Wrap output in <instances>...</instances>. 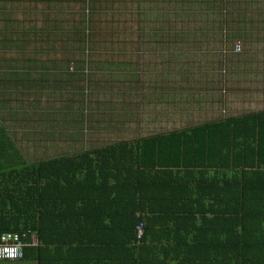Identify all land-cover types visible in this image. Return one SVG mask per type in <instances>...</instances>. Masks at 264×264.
I'll return each mask as SVG.
<instances>
[{"label":"trees","instance_id":"1","mask_svg":"<svg viewBox=\"0 0 264 264\" xmlns=\"http://www.w3.org/2000/svg\"><path fill=\"white\" fill-rule=\"evenodd\" d=\"M31 1L34 6L37 2L49 9L74 3L78 5V10L62 16L59 27L49 25L50 30L39 28L30 32L21 31V26L9 27L7 20L14 21L15 18L10 11L5 12L9 14L4 18L6 29L1 30L0 50L2 47L4 51L21 49L25 52L30 45L36 56L41 52L36 42L44 46L47 41L52 42L56 36L62 35L69 45L67 61L72 69L87 74L79 70V66L92 56L86 37L92 31L91 24L98 11L97 2L114 0ZM148 1H130V6H136L138 10L135 18L139 35H148L147 26L156 28L162 19H167L159 9L142 8ZM248 1L258 3V0ZM3 2L20 3L19 0H0V9H4ZM228 3L229 0H174L179 11L190 9L201 12L206 27H210V19L216 22L214 27L218 32L224 28L229 31L227 27L230 26L236 29L229 32L232 38L245 39L247 27L250 26L251 31L254 22L244 17L235 18L233 11L229 14ZM17 4L13 3L12 7ZM232 6L234 11L245 7L241 0L232 2ZM259 17L264 19V16ZM211 32L208 29L207 34ZM150 34H153V40L163 43V38L158 36L159 31ZM229 34L224 37V44H227ZM216 35L220 36L219 33ZM80 48H85L81 54L75 51ZM178 48L176 45L171 49L170 55H174ZM122 53L128 55L127 51ZM97 64L102 69V65ZM106 65L107 68L103 67L107 70L104 76L107 78L106 87H97L90 93L92 96L86 90V94L81 95V90L78 92L80 118L74 123L80 131L83 129L82 121L86 122L91 117L94 119L89 122L93 123L100 116L96 123L102 121L105 124L103 116L111 119L117 116L118 123L123 126L136 120L131 109L138 107L139 100L135 95L141 93L142 84L130 82L132 72L119 71L121 62L116 57L106 61ZM33 68L34 65L29 63L25 70L15 75L14 82L21 74L19 85L28 88L27 75ZM151 70L144 75L146 81L149 79L148 83L154 84L160 78L162 85L159 88L166 83L173 84L172 90H168L165 96L157 97L158 102L168 101L169 96H179L175 88L182 81L177 80L182 78L181 74L162 71L160 76L155 75L158 79L153 80L150 77L155 70ZM119 76L124 79L118 80ZM126 82L133 90L121 86ZM113 94L118 95L117 99H112ZM146 96L139 97L146 99ZM90 100L93 105L87 109ZM0 106L5 107L2 103ZM29 109L25 111L21 106L18 122L25 121L22 116L26 120L30 118L27 114ZM96 112L97 116H91ZM137 125L130 130V134L131 131L140 132L139 128H135ZM144 134L135 138L130 135L129 139L101 144L85 151L39 158L30 164L23 156L19 167L14 165L11 171L2 170L0 180L14 176L15 184L12 188L0 181V234L18 233L25 246L20 260L0 262H29L23 259L33 258L37 264H51L54 260H47L51 245L95 242L109 246L107 260H101L106 264H264V109L189 128ZM124 136L125 133L120 135ZM1 148L0 139V164L3 163ZM93 174L96 176L94 179L91 178ZM109 181L112 185L108 186ZM94 194H97L96 202L104 208V221L88 210H79L80 205ZM202 195L216 201L215 218L206 220L204 233L198 231L195 235L197 241L191 245L184 241L178 245L179 231L175 233L178 241L161 248L164 258L156 256L152 249L156 250L157 243L161 242L159 232L155 231L157 220L163 217L179 219L194 203L203 205L199 200L204 198ZM99 222L101 238L94 239L91 232ZM140 223H143L144 233L138 243L135 228ZM181 225L183 229L184 222ZM79 229L85 232H77ZM33 237L37 240L35 245L32 244ZM56 256H61L60 250H56Z\"/></svg>","mask_w":264,"mask_h":264},{"label":"rangeland","instance_id":"2","mask_svg":"<svg viewBox=\"0 0 264 264\" xmlns=\"http://www.w3.org/2000/svg\"><path fill=\"white\" fill-rule=\"evenodd\" d=\"M130 1L97 2L98 11L91 24L92 31L86 37V43L91 45L88 51L92 53V56L84 59L85 61H82L79 66V70H84L85 73L93 74V76L83 75L76 69H72L67 61L69 45L64 42L62 35L56 36L51 40L52 42L47 41L44 46L36 42L38 49L41 50L36 56L33 55L30 45L25 52L21 49L4 51L1 47L0 69L15 65L14 69L20 72L25 70L29 63L34 65L30 86L27 88L20 85L16 95L23 110L26 111L30 107L28 111L31 112H27L30 115L28 120L22 116L25 121L18 122L17 131L19 138L30 140L31 146L36 147L37 159L52 158L55 155L58 157L72 151L129 139L130 135L135 138L143 136L144 133V135L164 133L170 129H184L203 122L224 120L229 114L240 116L264 109V96L258 99V102H254V105L244 101L230 109L228 104L236 95L238 88L243 90L240 93L244 95L245 92L254 90L257 93L264 92V19L259 17L264 16V0H258L257 4L241 0L245 7L242 6L238 11H234L232 6V2L236 0H229V14L233 11L235 18L244 17L245 20L254 22L251 31L250 26L247 27L245 39L232 38L229 32H235L236 29L230 26L227 27L229 31L224 28L218 32V29L214 27L216 22L210 19V27H206V20L201 12L190 9L179 11L174 5V0L159 2L149 0L143 4L142 8L159 9L167 19H162L156 28L147 26L148 35H139L140 30L135 18L138 10L136 6H130ZM19 2L18 4L12 2L17 4L13 7L12 4L3 2L4 9H0V34L3 33L1 30L6 29L4 20L9 14L5 13L7 11H10L12 18H15L14 21L7 20L9 27L21 26V31L30 32L39 28L49 29V25L59 27L62 16L66 17L78 10V5L74 3L49 9L37 2L34 6L31 0H19ZM207 14L210 15L209 12ZM208 29H211L213 33L207 34ZM154 31L160 32L164 46L162 42L151 38L153 34L150 33ZM218 33L220 36L216 35ZM226 34H229V37L227 44H224ZM176 45L177 48L180 46L176 51L173 50L174 55H170L171 49ZM84 49L75 51L81 54ZM123 51H127L128 55H123ZM178 55L184 58L181 59L177 57ZM112 57H116L121 62L119 71L123 69L124 73L125 70L127 74L133 73L130 81L132 84H142L141 93L135 95L139 100L138 107L131 109L136 120L127 122L126 126H117L114 117L110 120L106 115L103 116L105 124L102 121L100 124L96 123L100 116L93 123L89 122L91 118L94 119L91 117L86 122L82 121L83 129L80 131V127L74 123L80 118L78 92L81 90L82 95L86 94V90L90 94L96 91L97 87H106L107 78L104 76L107 70L103 67L107 68L106 61ZM167 57L174 58L166 61ZM97 63L102 65V69ZM157 66H164V73L170 70L182 76L177 78L182 81L175 89L183 96L180 99L169 96L165 107L154 106V104L159 103L157 97L165 96L168 90H172V82L159 88L162 83H148L144 78L146 72H152L151 69ZM10 72L12 73V70ZM161 72L162 69L156 68L155 75H160ZM123 79V76H119L118 80ZM152 79L157 78L152 77ZM121 86L124 87V85ZM127 86L128 89L133 90L129 82ZM192 86L195 90L191 91L198 96H188ZM0 92L5 94L3 99L13 97V93L6 91L5 88H0ZM146 95L149 96L148 99ZM139 96H146V99ZM111 97L115 100L118 95L113 94ZM226 97L229 100L225 102ZM197 101L198 105L194 107ZM92 105L90 100L87 103V109ZM218 110L220 116H217ZM97 114L98 112L91 116H97ZM136 123L138 125L135 128H139L141 133L131 131L130 134V130ZM123 133L125 136L120 137L119 134ZM9 263L20 264L0 262V264Z\"/></svg>","mask_w":264,"mask_h":264},{"label":"crops","instance_id":"3","mask_svg":"<svg viewBox=\"0 0 264 264\" xmlns=\"http://www.w3.org/2000/svg\"><path fill=\"white\" fill-rule=\"evenodd\" d=\"M165 60L169 61L170 59L166 58ZM14 67L15 65H8L6 66V68L0 69V88H5L6 91H10L11 94L13 93V97H11L12 101H10L9 97L8 99H3L5 97V94L3 92H0V104L2 103L5 105V107L0 106V109H1L0 110V139L2 140L1 152L3 156V163L0 164V169H1L0 174L2 170L4 169L11 171L14 165L19 167L23 156L27 157L28 159L27 163L29 164L38 161L36 158V153L38 152L36 150V147L33 148L31 146L32 144L30 140L28 139L24 140L18 137L17 125H18V121H19L20 113H21V110H20L21 103L20 102L18 103V100L16 98V95L18 92V90L16 89H20V85H19L20 83L18 82V79L21 74L19 75L18 78H15L16 82H14L13 78L15 77L17 73L22 72V70L18 72V70H15ZM163 67L164 66H160V67L157 66L156 68H160L163 71ZM156 68H153L155 72H153V75L150 78L152 77L157 78L156 76H154L156 73ZM10 70H12V73L10 72ZM6 76H8L9 78L6 79L5 78ZM24 76L26 75L24 74ZM30 78H31V73L27 75V79H29V84L31 82ZM159 80H158V83H159ZM147 82H149V79L147 80ZM155 82H157V80ZM178 86L176 87L178 88ZM194 86H192L189 89L188 96H198L197 94L193 92L195 90ZM124 87L129 88L127 86V82L124 84ZM241 91L243 90L241 88H238L236 95L231 98L230 102L228 103L230 105V109L233 107L235 108L237 105H239L240 103L244 101H247L248 104L254 105V102H258V99L264 96V92L257 93L255 90L249 93L245 92V95L244 93L243 94L240 93ZM178 92L179 91H177L176 94L179 96L175 97L174 99H180L183 96L181 93L178 94ZM228 100L229 98L226 97L225 102ZM248 100H250L251 102H249ZM166 102L167 101L159 102L156 105L154 104V106L165 107ZM128 104L129 102L127 103V106ZM197 105H198V101L194 104V107ZM109 110H111L110 107H109ZM105 112L107 113V111ZM217 116H220L219 110L217 111ZM116 117L117 116H114V119H116ZM230 117H235V116H233V114H229L227 118H230ZM118 122H119L118 119H116L115 124H117V126H121V124H119ZM203 124H206V123L203 122L202 124H199V125H203ZM172 130H176V129H170L169 131H172ZM89 149H92V148H88L85 150H89ZM85 150H81V151H85ZM78 151L80 150L72 151L70 153H76ZM48 158L49 157H45V159H48ZM94 177L96 176L93 174L91 178L94 179ZM14 180H15L14 176L12 177L9 176V177H4L0 181L8 183L13 188L15 184ZM107 185L108 186L112 185V181H109ZM78 196L80 195H77V197ZM202 196L204 198H199V200L201 203H203V205L200 206L194 203L191 206V208L188 211H186L182 215V217H180L179 219L175 220L174 218H171V217H163L157 220L155 231L159 232V237H160L161 242L157 243L158 248L156 250L155 248L152 249L156 256L159 255L160 257L164 258V254L161 248H167L166 247L167 245H173L176 241H178L179 237L176 236L175 233H179V231H180L179 234L181 236L180 237L181 239L179 238L178 245L182 243L183 241H184L183 243L191 245L197 241V237H195V235L198 231H202V233H204L203 231L205 230L203 229L206 226L204 225L206 220L210 221V218H215L214 210L216 208V201H214L213 198H211L210 196H207V195H202ZM96 198H97V194H94L91 198L85 200L80 205L79 210L80 209H82V211L88 210L91 214H93L94 216H97L98 218L104 221V216H105L104 208L102 209L101 205L96 202ZM166 219L169 221H167ZM182 222H184L183 229L181 227ZM76 231L85 232L83 229H79ZM101 232L102 231L100 229V222H99V224L94 226L93 232H91V234H93L94 239H99L101 238V236L99 235L101 234ZM108 247L109 246L104 247L102 245L95 244V242H92L86 245H68L65 243L61 244L60 246L51 245L49 247L50 252H48L47 260H54L52 261L51 264H63L64 260H65V264H106V263H102L101 260H107L108 252L106 250ZM56 250L61 251V256H56ZM23 260H29V262L19 261L17 263L23 264L27 262V264H37L33 258L23 259ZM9 264H12V263H9Z\"/></svg>","mask_w":264,"mask_h":264},{"label":"built area","instance_id":"4","mask_svg":"<svg viewBox=\"0 0 264 264\" xmlns=\"http://www.w3.org/2000/svg\"><path fill=\"white\" fill-rule=\"evenodd\" d=\"M138 243L143 236V223L135 228ZM32 244H37V240L33 237ZM23 243L18 233L4 232L0 234V261H18L23 257Z\"/></svg>","mask_w":264,"mask_h":264},{"label":"clouds","instance_id":"5","mask_svg":"<svg viewBox=\"0 0 264 264\" xmlns=\"http://www.w3.org/2000/svg\"><path fill=\"white\" fill-rule=\"evenodd\" d=\"M235 117H237V116H235Z\"/></svg>","mask_w":264,"mask_h":264}]
</instances>
